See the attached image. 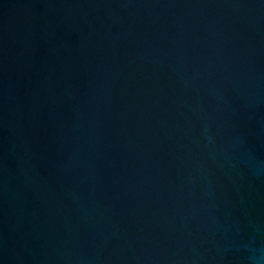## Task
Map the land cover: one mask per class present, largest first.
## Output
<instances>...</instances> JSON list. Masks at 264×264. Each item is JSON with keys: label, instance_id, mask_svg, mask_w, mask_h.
Returning a JSON list of instances; mask_svg holds the SVG:
<instances>
[{"label": "water", "instance_id": "obj_1", "mask_svg": "<svg viewBox=\"0 0 264 264\" xmlns=\"http://www.w3.org/2000/svg\"><path fill=\"white\" fill-rule=\"evenodd\" d=\"M0 264H264V0H0Z\"/></svg>", "mask_w": 264, "mask_h": 264}]
</instances>
